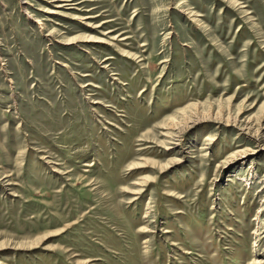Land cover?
I'll return each instance as SVG.
<instances>
[{"label":"rangeland","instance_id":"1","mask_svg":"<svg viewBox=\"0 0 264 264\" xmlns=\"http://www.w3.org/2000/svg\"><path fill=\"white\" fill-rule=\"evenodd\" d=\"M68 3L0 0V264H264V0Z\"/></svg>","mask_w":264,"mask_h":264},{"label":"bare ground","instance_id":"2","mask_svg":"<svg viewBox=\"0 0 264 264\" xmlns=\"http://www.w3.org/2000/svg\"><path fill=\"white\" fill-rule=\"evenodd\" d=\"M61 2H64V4H59L58 6H67L69 5L70 3H68V1H71V0H60ZM68 3V4H65V3ZM130 192V191H129Z\"/></svg>","mask_w":264,"mask_h":264}]
</instances>
